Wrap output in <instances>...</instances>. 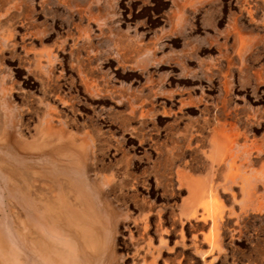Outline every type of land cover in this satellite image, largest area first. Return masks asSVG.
<instances>
[{"label": "rangeland", "instance_id": "rangeland-1", "mask_svg": "<svg viewBox=\"0 0 264 264\" xmlns=\"http://www.w3.org/2000/svg\"><path fill=\"white\" fill-rule=\"evenodd\" d=\"M179 3L0 0V132L3 121L12 123L0 134V157L7 152L5 135L18 139L23 131L31 141L30 133L47 124L44 113L57 107L64 124L55 121L54 127L90 143L91 153L99 155H92L96 172L130 164L131 182L103 186V197L118 208L119 230L117 255L104 264H264V207L244 215L241 232L227 230L217 238L222 251H211L206 225L181 218L189 194L178 176V165L186 161L196 166L199 179L207 173L209 134L199 140L205 152L196 143L183 145L186 158H178V138L214 115L226 78L234 108L220 116L238 118L241 128L247 124L264 148V0H190L183 16ZM141 106L153 109L144 124L131 116ZM246 114L255 118L247 123ZM140 129L144 143L136 137ZM108 140L123 150L101 154ZM262 157L264 162V152ZM26 160L41 168L31 154ZM46 179L32 193L49 199L54 186ZM261 193L264 201V184ZM220 198L228 203L231 196L221 190ZM4 202L0 191V209ZM109 208L104 203L107 222Z\"/></svg>", "mask_w": 264, "mask_h": 264}, {"label": "crops", "instance_id": "crops-1", "mask_svg": "<svg viewBox=\"0 0 264 264\" xmlns=\"http://www.w3.org/2000/svg\"><path fill=\"white\" fill-rule=\"evenodd\" d=\"M189 1L190 0H180L178 4L182 16L184 15ZM245 10L250 17L253 18V11L248 8H245ZM256 75L262 77L260 73ZM225 77H227V75ZM87 81H89L88 83L90 84L93 83L90 80ZM224 88L225 95L221 103L217 104L214 115L206 117L201 126H192L179 135L178 158H186L183 145L187 148H192L193 144L196 143L197 148H200V137L205 134H209L211 137L212 147L216 127L223 126L225 120L231 121L230 118L226 119L219 114L221 111L234 108L228 103L231 88L227 78L224 82ZM57 99L60 102H64V99L59 95ZM181 110L182 108L180 111ZM71 111L74 112L73 108ZM152 111V108L146 106H141L139 109L132 108L131 116L144 124L146 117ZM209 112L210 111H208V113ZM44 116L45 118L48 117L47 124L45 126H37L35 132L30 133L32 138L31 141L23 138V131H20V137L18 139H12L8 135H5L7 137L4 136V147L7 152H5L4 156L0 157V191L5 199L3 203L4 206L0 209V264H5L2 257L4 254L7 255L6 252H9V254L14 257L15 264H47L40 256L38 245H34L31 241L30 232L33 231L40 232L43 235L44 241L52 242L57 246L56 248H62L63 253L65 249H69L68 246H74L77 264H104L109 258L117 255L119 230L117 220L118 208L115 206L112 207V203L103 197V186L108 185L111 186V188L114 187L118 189L120 182L122 184L125 181L131 182L132 172L130 171V164L127 161L125 163L126 165L120 163L115 168L108 167L104 172H96L95 166H97V163H92V159L94 157L95 160L99 155L94 156V154L91 153L90 143H78L72 134L66 133L63 126H60L59 129L54 127L55 121H58L61 125L64 124L61 110L57 107L52 108L50 111L44 113ZM130 120L131 119L128 118L125 121L124 126L126 128L130 126ZM65 123L67 124V120H65ZM11 124L7 121H3V126L1 128L2 133L0 132L1 136L6 133V130ZM68 126L71 127V122L68 123ZM135 131L137 134L136 137L140 142H146V133L141 129ZM47 132L49 133L48 139H45L47 146L40 147L43 135ZM74 146L76 151L73 150ZM105 146L106 149H104V147L99 149L101 154H106L108 149H113L114 151L123 150L121 145L114 146L110 140L105 143ZM156 148L158 156L161 157V144H157ZM77 150L79 153H77ZM200 150L205 152L201 148ZM69 151H71L72 154H70ZM211 151L213 152V147ZM29 154L34 156L37 160L42 161L40 169L38 166H29L26 160ZM129 157L130 155L126 153L125 158ZM180 166L185 168L195 178H199V171L196 170V166L192 161H186L184 165ZM93 170L97 176L95 180L90 177V171ZM48 177L51 178V182L54 186L51 198L48 199L45 195L36 196L32 193L35 185L38 182L47 180L46 178ZM63 179H66L65 184L62 182ZM29 182L30 185H32L31 187H29ZM69 184H72L76 190L72 195L68 194ZM181 184V188L187 189L182 182ZM234 188L238 190L239 186L234 185ZM58 197L61 198L58 199ZM81 197H85L91 211L87 209L81 214L82 209H77L75 207L69 214L68 210L58 211L55 214L48 212L51 205H61V202L64 200L72 201L73 203L75 201L78 202ZM187 198L188 196L184 201ZM184 201H182L181 206ZM104 203L110 206L108 209L111 214L110 222H107L104 218ZM68 205L70 204L68 203ZM224 205L227 206L225 208L224 223L219 236L222 235V233L226 236L227 230L233 233L241 232L244 215L250 211L262 212L263 209L257 202H255L254 206L247 207V205H244V207H242V204H236L233 198H229L228 203L224 202ZM79 214H81V216L83 215L81 221L70 222L69 219L67 220V218L74 217L75 215L79 216ZM85 216L87 218H84ZM92 218L95 220L93 224L96 227L97 225L101 226L99 230L101 245L100 248H97L95 251L90 249L86 241V235H89L91 232L90 230H86V227ZM181 218L183 217L181 216ZM108 223H110V225H108ZM211 224L212 221H209L208 225L204 224L207 227V231L205 232L206 236H211ZM208 247L211 251L220 252L225 246L215 247L214 244H209ZM178 262L182 264V259H178Z\"/></svg>", "mask_w": 264, "mask_h": 264}, {"label": "bare ground", "instance_id": "bare-ground-1", "mask_svg": "<svg viewBox=\"0 0 264 264\" xmlns=\"http://www.w3.org/2000/svg\"><path fill=\"white\" fill-rule=\"evenodd\" d=\"M225 118L227 119L229 117ZM245 118L248 123L255 117L246 114ZM230 119L231 121L225 120L223 126L216 127L212 141L213 154L210 158L209 165L207 166L205 177L197 179L185 168L178 165V176L180 177V181L186 186L189 194L188 198L182 205L181 216L186 219L192 218L197 221H202L207 225L210 221L208 219V214L209 216H213L211 220V236L207 237L210 244H214L215 247L218 246L217 238L221 232L226 211V207H224V203H222L224 200L220 198L221 190L228 192V195L234 199V202L236 204L241 203L242 207H244V205H247V207L254 206L255 202H257L260 207H264L263 194L260 191L261 185L264 184V162L262 160L264 148L262 139H257L255 137L252 138L245 126L247 124L244 125V128H241L238 118L230 117ZM48 135V132L44 133L40 147L47 146L45 139H48ZM69 153L72 154L71 151H69ZM30 182L29 187L32 186L30 185ZM234 185L239 186L238 190H235ZM74 191L76 192L74 186L69 184L68 194L72 195ZM60 198L61 197H58V199ZM61 203L62 204L58 206L51 205L48 212L55 214L58 211L68 210L69 214V212L75 207L77 209H82L81 214L87 209L91 211L85 197H81L78 202L75 201L73 203L72 201L64 200ZM68 203L70 205H68ZM221 207H224L223 210H221L222 212L219 211ZM214 208L218 209L216 214H212ZM220 212V216H217ZM81 214H79V216L75 215V218H67V220L69 219L70 222L81 221L83 217ZM86 216L84 218H87ZM93 223H95V220L92 218L86 227V230L91 231L90 234L87 233L89 235H86V241L90 249L95 251L97 248H100L101 245L99 234L101 226L97 225L96 227ZM30 236L33 244L36 246L38 245L40 256L47 264H77L74 246H68L69 249H65V252L63 253L62 248H56L57 246L52 242L44 241L43 235L40 232H30ZM6 253L7 255L4 254L5 257L4 255L2 257L3 262L5 264H15L14 257L11 256L9 252Z\"/></svg>", "mask_w": 264, "mask_h": 264}]
</instances>
